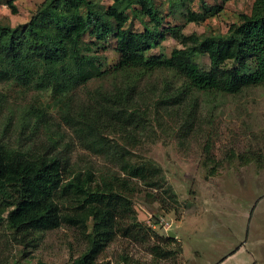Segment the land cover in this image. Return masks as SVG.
<instances>
[{
  "label": "rangeland",
  "instance_id": "1",
  "mask_svg": "<svg viewBox=\"0 0 264 264\" xmlns=\"http://www.w3.org/2000/svg\"><path fill=\"white\" fill-rule=\"evenodd\" d=\"M11 1L15 11L9 0H0L2 25L16 26L28 21L43 2ZM94 1L104 9L111 4L110 0ZM200 1L153 0L164 16V25L181 24L185 35L225 34L231 23L240 22L241 14H249L254 0H204L207 4L219 5L216 15L199 23H186L181 12L200 10ZM129 15L130 20L124 27L142 30L141 18ZM112 28L113 32L103 40L84 34L86 42H93L92 51L101 56L99 63L106 71L76 89L72 103L82 105L90 93H110L124 83L135 84L137 107L142 111L147 131L138 134L136 144L127 145L131 153L128 157L135 162L149 160L162 166L164 184L163 188L155 190L132 179L136 182L131 184L134 191L127 188L128 183H115L113 188L132 198L138 220L157 228L158 234L164 235L163 226L170 221V230L177 234L182 247L180 253L156 263L147 249L152 242L147 244L117 235L98 255V261L211 264L240 245L234 257L229 255L223 260L224 264H242L243 261H246L244 264H264V85L247 86L232 94L188 91L180 89L185 84L184 79L173 70L157 68L148 72L139 69L117 73L114 70L120 58L115 42L117 24L113 23ZM182 46L179 40L167 35L150 54L170 55L173 48ZM209 60L208 54H202L196 62L208 69ZM50 96L49 91H36L11 81L0 82V135H5L4 140L17 143L18 134L20 147L36 154H42L45 149L48 152L64 150L70 155L71 173L90 169L97 177L105 172L120 182L124 174L118 165L80 148L71 139L72 131L60 120ZM36 109L49 114L47 127L56 140L52 145L47 135L44 137L46 126L39 127L35 113L32 114ZM10 119L12 125L7 127ZM32 124L37 127L34 132L30 129ZM22 126L28 128L21 130ZM60 135L70 144L69 149L62 147ZM119 137L114 134L110 138L120 141ZM62 200L65 205L62 211L79 209L76 202ZM87 224L88 230H84L62 223L46 231L30 232L22 241L0 217V264H72L89 246L87 232L92 225L91 218ZM168 246L177 247L173 243Z\"/></svg>",
  "mask_w": 264,
  "mask_h": 264
},
{
  "label": "trees",
  "instance_id": "2",
  "mask_svg": "<svg viewBox=\"0 0 264 264\" xmlns=\"http://www.w3.org/2000/svg\"><path fill=\"white\" fill-rule=\"evenodd\" d=\"M110 1L104 9L94 0H43L28 21L16 26L0 24V82L49 91L60 120L72 131L71 139L80 148L118 165L126 177L117 182L105 172L97 177L90 169L71 173L69 152L45 149L36 154L20 147L18 134L17 143L6 142L3 134L0 217L22 241L30 232L46 231L62 223L88 230L91 218L89 246L72 264H109L97 257L117 235L152 242L147 249L157 263L180 253L182 245L178 239L165 236L166 232L158 234L157 228L139 221L132 198L113 188L115 183H128L127 188L134 191L133 180L146 188H163L162 166L149 160L135 162L128 157L131 153L127 145L136 144L138 134L147 131L142 111L137 107L138 90L135 84L124 83L115 92L90 93L82 105L72 103L76 89L106 71L100 66L101 56L92 51L93 42H86L83 36L89 33L96 40H103L113 32L112 24L116 23V51L120 53L114 66L117 73L169 69L183 77L185 84L181 90L232 94L247 86L264 85V0H254L249 14H241L240 22L231 23L222 35H185L181 24L165 26L164 16L153 0ZM200 2V10L181 12L186 23H199L219 10L218 4ZM8 3L15 11L12 1ZM129 14L141 18L142 30L124 27L130 20ZM167 35L183 46L173 48L170 55L150 54ZM202 54L209 55L208 69L196 62ZM34 113L38 126H46L44 137L47 135L52 145L56 140L47 127L49 114L37 109ZM11 125L10 119L6 126ZM24 128L28 126L21 130ZM36 128L33 124L30 127L33 132ZM114 134H119L120 141L110 138ZM61 135L62 147L69 149L70 144ZM62 199L76 202L79 209L62 211ZM172 243L177 247L170 248Z\"/></svg>",
  "mask_w": 264,
  "mask_h": 264
},
{
  "label": "crops",
  "instance_id": "3",
  "mask_svg": "<svg viewBox=\"0 0 264 264\" xmlns=\"http://www.w3.org/2000/svg\"><path fill=\"white\" fill-rule=\"evenodd\" d=\"M178 235H179V233H178ZM176 237H177V234H176ZM175 237V238H176ZM238 247H240V245H238V246H236V247H234V249H232L231 251H230V253L229 254H227V255H225V256H223L220 260H218V261H214L213 263H211V264H224V262H223V260L227 257V256H229L230 255V258L231 257H234V255H235V253L237 252V248ZM236 250V251H235ZM235 251V252H234ZM234 253V254H233ZM246 261H243L242 262V264H244ZM247 264V263H246Z\"/></svg>",
  "mask_w": 264,
  "mask_h": 264
},
{
  "label": "built area",
  "instance_id": "4",
  "mask_svg": "<svg viewBox=\"0 0 264 264\" xmlns=\"http://www.w3.org/2000/svg\"><path fill=\"white\" fill-rule=\"evenodd\" d=\"M148 223L150 224L149 221H148ZM171 225H172V223H170V221H166V226L165 227L163 226V228L165 229L166 234L171 229Z\"/></svg>",
  "mask_w": 264,
  "mask_h": 264
},
{
  "label": "water",
  "instance_id": "5",
  "mask_svg": "<svg viewBox=\"0 0 264 264\" xmlns=\"http://www.w3.org/2000/svg\"><path fill=\"white\" fill-rule=\"evenodd\" d=\"M167 235L170 236V237H173V238L176 237V233H175L174 231H172V230H169V231L167 232Z\"/></svg>",
  "mask_w": 264,
  "mask_h": 264
}]
</instances>
